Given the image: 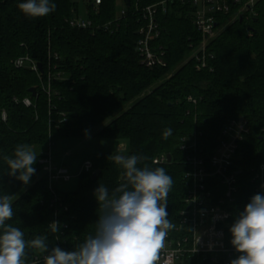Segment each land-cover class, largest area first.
Masks as SVG:
<instances>
[{
  "label": "trees",
  "instance_id": "obj_1",
  "mask_svg": "<svg viewBox=\"0 0 264 264\" xmlns=\"http://www.w3.org/2000/svg\"><path fill=\"white\" fill-rule=\"evenodd\" d=\"M86 1L92 27L84 30L70 25L77 12L71 0H49L55 10L34 18L18 7L27 0H0V197L13 195L14 212L6 225L19 228L27 242L46 237L49 251L56 246L77 250L95 236L103 211L95 190L102 185L111 198L121 195L115 190L127 183L125 169L113 159L121 154L101 156L69 193L57 190V182H50L39 163L57 140L89 135L127 141L130 151L123 156L147 157L138 168L163 167L173 179L167 212L176 217L189 170L187 153L180 150L183 139L213 153L227 125L240 119L249 132L234 166L240 199L248 203L255 186L251 180L264 165V0L237 17L236 5L228 15L217 16L204 66L196 57L202 35L194 25L196 7L190 0ZM153 6L160 36L151 46L164 53L166 66L149 68L137 43L140 30L149 24L144 10ZM25 57L41 65L42 72L17 68L15 61ZM49 75L50 95L45 89ZM166 129H171L167 138ZM22 144L38 155L36 173L27 185L8 174L4 160ZM163 155H171V161L154 164ZM97 170L100 175L93 180ZM25 253V264L35 259L44 264L48 254L31 246Z\"/></svg>",
  "mask_w": 264,
  "mask_h": 264
},
{
  "label": "clouds",
  "instance_id": "obj_2",
  "mask_svg": "<svg viewBox=\"0 0 264 264\" xmlns=\"http://www.w3.org/2000/svg\"><path fill=\"white\" fill-rule=\"evenodd\" d=\"M28 17L45 16L55 10L49 0H27L18 5ZM171 135L166 129L164 137ZM38 155L27 144L17 145L14 156H5L10 176L24 185L30 183ZM116 163L125 169L127 183L109 197L106 187L99 186L94 196L102 214L97 220L95 236H89L77 250L65 251L59 246L48 250L46 237L27 242L17 227L6 225L14 212L13 195L0 197V264H25L26 246L48 252L44 264H156L168 232L175 225L168 219L167 197L173 179L163 167L138 168L144 156L116 155ZM129 185L131 188L129 189ZM58 232L59 227L54 226ZM231 244L240 255L230 264H264V195L255 194L230 227Z\"/></svg>",
  "mask_w": 264,
  "mask_h": 264
},
{
  "label": "built area",
  "instance_id": "obj_3",
  "mask_svg": "<svg viewBox=\"0 0 264 264\" xmlns=\"http://www.w3.org/2000/svg\"><path fill=\"white\" fill-rule=\"evenodd\" d=\"M257 1L190 0L196 7L194 25L202 35L200 54L196 56L201 65H205L208 42L217 33V16L228 15L231 6L236 5L238 11L234 17H237L251 9ZM96 3H100V0H96ZM144 11L149 24L139 32L137 50L147 67H164L166 66L164 53H156L151 46L152 41L160 36L154 20L155 6L148 7ZM70 25L84 30L92 27L91 22L80 20H72ZM14 64L17 68L29 67L39 72L38 64L28 57L19 58ZM51 80L52 76L49 75V84L45 88L48 95L51 93ZM24 104L31 106V101L25 99ZM3 119L6 120L5 114ZM248 132L247 122L244 119L230 122L223 132V139L217 144L213 153L199 149L197 141L183 139L180 150L187 153L186 163L189 167L184 177L186 191L182 199V207L176 213V217L168 215V219L175 227L168 232L156 264H185L194 260H202L209 264H230L240 255L231 244L230 227L250 200L247 203L240 199L238 172L234 164L240 143ZM153 162L156 165H163L168 163V158L163 155L155 158ZM39 163L47 171L50 182L71 180L66 167L58 168L54 164L51 153ZM92 169L91 163L85 164L84 171L90 172ZM251 182L255 184L252 195L258 193L264 195V165L255 173ZM58 213L57 210L56 216ZM38 263L39 260L35 259L29 264Z\"/></svg>",
  "mask_w": 264,
  "mask_h": 264
},
{
  "label": "rangeland",
  "instance_id": "obj_4",
  "mask_svg": "<svg viewBox=\"0 0 264 264\" xmlns=\"http://www.w3.org/2000/svg\"><path fill=\"white\" fill-rule=\"evenodd\" d=\"M71 1L77 6L73 19L89 22L87 1ZM121 10L122 5L118 4L117 11L120 13ZM129 151V144L125 140L98 138L94 135L83 139L57 140L51 150L53 162L58 168L66 167L71 180L69 182L61 180L59 183H54V187L64 193L75 192L78 189L79 176L84 171L85 164L91 163L95 167L103 155L110 156L116 153L124 155Z\"/></svg>",
  "mask_w": 264,
  "mask_h": 264
},
{
  "label": "water",
  "instance_id": "obj_5",
  "mask_svg": "<svg viewBox=\"0 0 264 264\" xmlns=\"http://www.w3.org/2000/svg\"><path fill=\"white\" fill-rule=\"evenodd\" d=\"M38 67H39V70L42 72V67H41V65H38ZM31 91L34 92V89H32ZM167 158H168V162H170V161H171V155H168ZM99 175H100V170L95 171V172L92 174V179H93V180H96V179L99 177Z\"/></svg>",
  "mask_w": 264,
  "mask_h": 264
}]
</instances>
